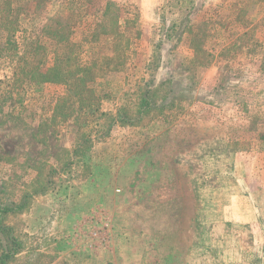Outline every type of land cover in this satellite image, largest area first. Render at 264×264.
Returning <instances> with one entry per match:
<instances>
[{
	"label": "rangeland",
	"instance_id": "obj_1",
	"mask_svg": "<svg viewBox=\"0 0 264 264\" xmlns=\"http://www.w3.org/2000/svg\"><path fill=\"white\" fill-rule=\"evenodd\" d=\"M25 199L7 264H264V0H0V202Z\"/></svg>",
	"mask_w": 264,
	"mask_h": 264
},
{
	"label": "trees",
	"instance_id": "obj_2",
	"mask_svg": "<svg viewBox=\"0 0 264 264\" xmlns=\"http://www.w3.org/2000/svg\"><path fill=\"white\" fill-rule=\"evenodd\" d=\"M56 23L59 24V22H56ZM67 36L64 38L66 41H67V38L69 37V36L68 37ZM60 42H62V41L60 40ZM61 47H63L66 50V53L60 55L59 54L60 50L57 49L59 51H57V53L55 54L56 55L55 65H53L51 68H49V70L46 71V72H50L48 74V76H49V79L51 81H56L58 79V77H60L61 75L65 76L63 74V72L68 67L67 66L68 65V61L70 60L69 57H72V60H73V53H72V52H74L73 48H76L77 46H75L74 44H71L70 46L63 45ZM75 52H76V49H75ZM70 54H72V56H70ZM95 64L96 63H92V65H95ZM64 67H66V69H64ZM88 69L89 68H87V67L85 68L84 67V68H81V71L83 73V72H86ZM81 81H83L82 77H80L77 80H75L74 84L76 85V84H78ZM170 84H172V82H170V81L167 82L168 89L165 90V92H164V93H166L165 97L170 95L171 92H172ZM76 87L78 88L79 86H76ZM155 92H158V91L156 90ZM150 93H151V90H148V89H146V90H144V92H142L141 98H140L139 103H138V113L139 114H141L142 112H144L146 109L149 108V104H147L146 100H147V96ZM94 107H95V109H97V107L95 105H94ZM100 116L102 117V116H109V115H106L105 113H100ZM126 119H127L126 113H125L124 110L121 109V110H118L117 115L115 117L110 116V124L111 125L112 124L125 125V124L129 123V122H126ZM90 141H91V139H84V141H82V143H80L79 146L82 148V150L80 149L81 152L85 151V149L83 147V144H85V145L87 144L88 145ZM25 204H26V199L24 200V202H22V203H20L18 205L13 204L12 202H9V203H6V204H2L0 202V231L1 232H4V229L7 231V229L5 227H3V225H2L3 224V216H5L7 214L9 215V214H11V213H13L15 211L22 210L25 207ZM16 243H17L16 240L13 237L9 236L7 241L3 245V247L0 246V252H1V254H0V264H7L8 260H10L14 256L16 249L13 248V247H15Z\"/></svg>",
	"mask_w": 264,
	"mask_h": 264
}]
</instances>
